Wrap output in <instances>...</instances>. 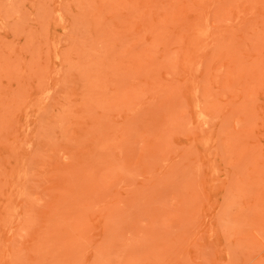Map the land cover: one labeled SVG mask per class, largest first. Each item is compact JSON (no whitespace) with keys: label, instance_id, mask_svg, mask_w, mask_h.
<instances>
[{"label":"rangeland","instance_id":"374dc122","mask_svg":"<svg viewBox=\"0 0 264 264\" xmlns=\"http://www.w3.org/2000/svg\"><path fill=\"white\" fill-rule=\"evenodd\" d=\"M0 264H264V0H0Z\"/></svg>","mask_w":264,"mask_h":264}]
</instances>
